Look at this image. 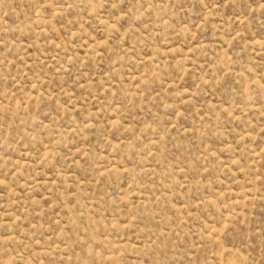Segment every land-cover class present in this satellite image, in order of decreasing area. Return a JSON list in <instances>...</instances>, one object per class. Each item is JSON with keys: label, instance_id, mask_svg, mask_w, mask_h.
I'll return each mask as SVG.
<instances>
[{"label": "rangeland", "instance_id": "obj_1", "mask_svg": "<svg viewBox=\"0 0 264 264\" xmlns=\"http://www.w3.org/2000/svg\"><path fill=\"white\" fill-rule=\"evenodd\" d=\"M0 264H264V0H0Z\"/></svg>", "mask_w": 264, "mask_h": 264}]
</instances>
